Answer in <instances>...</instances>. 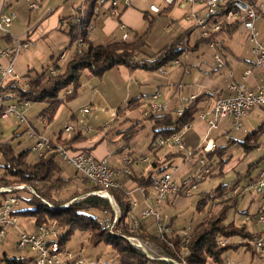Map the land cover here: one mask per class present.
I'll list each match as a JSON object with an SVG mask.
<instances>
[{
	"label": "trees",
	"instance_id": "trees-1",
	"mask_svg": "<svg viewBox=\"0 0 264 264\" xmlns=\"http://www.w3.org/2000/svg\"><path fill=\"white\" fill-rule=\"evenodd\" d=\"M108 0H106L107 2ZM255 4V0H247ZM96 6H104L100 4V0H94L92 6L89 8L82 22L76 23L74 16H68L60 18L61 30L64 32L65 27L69 30L66 31L71 37L70 48L73 45L78 44L79 40H82L84 47L79 51L78 48L70 56L67 65L64 70L61 71L59 65L60 57L55 60L52 69H46L40 74L31 76L26 83L27 87H21L14 80H11L7 84L8 89L20 90L21 98L31 101L32 103L39 102L44 104V108L39 115V118H44V125L48 126L53 123L58 110L65 107L69 102L77 99L81 95V77L85 70H88L92 75L97 78H102L107 72L114 68L125 66L130 71L138 68H146L141 66V62L138 60L144 49L148 46V39L151 29L153 28V21L145 16L147 26L143 32L128 33L127 39L122 38L115 39L109 43L102 45H94L88 40V32L90 22L93 16V11ZM228 8H222L220 10V17L223 18L227 14ZM82 11V10H81ZM80 11V12H81ZM86 11V10H85ZM82 11L81 13H85ZM121 14V13H120ZM240 22L237 21H224L222 22L221 31L209 39H200L198 44H209L212 41L219 40L220 35L225 34L229 36V32L236 30L240 27ZM233 29V30H231ZM181 42V41H180ZM178 42V43H180ZM178 43L164 49L159 56L163 53L170 54V56L176 55L174 52ZM51 70L55 71V74L51 73ZM25 84H22L24 86ZM70 93L68 94V92ZM137 101H131L128 105V109H134ZM199 102L193 105L192 109L187 113V120H177L173 116L167 114L164 117L155 119L157 125L162 126L160 130L156 132L154 140L158 136L167 137L168 135L181 130V128L190 122L195 121L190 119L198 111ZM74 118V116H73ZM135 127L133 125L126 132H131ZM173 127V129H171ZM65 132L62 130L61 134ZM87 130L82 126L74 127L73 135L71 139H61L59 136L56 141L50 137L54 143L61 144L68 148L72 152H88L93 154L92 148H80L75 147V143H84L94 139L93 136L87 134ZM264 123L261 124L254 132L249 134L243 141L238 144L245 150L244 159L251 155L253 152L259 150L263 145ZM100 133L95 135L98 137ZM102 134V133H101ZM135 134L133 133L129 140H132ZM198 136L195 132L189 131L184 136V143L188 149H194L198 145ZM151 150L157 154V150L151 147ZM227 148V147H225ZM224 148V149H225ZM221 148H217L214 152L206 153V158H214L216 153H220ZM30 151H24L20 154H16L11 142L0 143V155L2 157V163L0 167L3 172L0 176V188L1 187H16L19 185H26L27 187L34 189L36 195L30 193L31 191L24 190L30 194V198L26 199L20 195L23 191H14L13 194L19 199V208L16 214L20 216H27L34 220V229L40 224H52L55 223L59 226L61 233L59 235V242L64 249V244L70 237L76 232L80 231L88 235L90 245L98 247L100 244L109 245L113 249V260L116 264H230L233 262L229 257L233 253H238L239 250L251 252L252 255H256L254 244L256 239L262 235L261 229L250 230L248 225L245 224L238 227L235 221L228 222V208L227 205L223 206L220 210V214L211 219L202 221L196 226H192L190 232V240L185 242V238L180 231L175 233H166L160 235L157 231V225L154 219L141 218V213L133 214L131 201L126 196L125 191H114L111 189L110 194L113 197L115 203L120 208L119 225L122 228V234L125 236H132L139 238L145 242L154 244L163 253L162 257L150 258L147 253L142 249L135 247L132 243L121 236H114L105 229V221H111L113 219L114 210L110 201L107 199L93 195L92 193L97 190L85 177L79 175L76 172L74 178H68L63 175V168L61 162H64L55 153H47L43 157L35 155V159H29ZM182 154L179 153H167L165 157L157 163H154L155 169L158 172L163 173L170 167V163L174 157ZM196 154V152L194 153ZM197 155V154H196ZM159 158V157H158ZM263 161V157L259 162ZM65 163V162H64ZM168 164L167 167L165 165ZM255 164L250 166L251 170ZM84 179L85 189L79 192V194H88L83 202L72 203V205L62 208V204L65 201H70L76 198L78 195L75 192L71 194L67 200L62 201L56 198L58 192L68 188L69 184L73 180L80 181L79 178ZM157 176L154 173L148 174L146 177H140L136 179L139 187L142 188L147 199H151L153 195L152 182ZM221 189V188H220ZM67 190V189H66ZM77 195H76V194ZM75 194V195H74ZM179 194H183L181 191ZM221 197L223 194H219ZM218 195V197H219ZM209 196V195H208ZM240 196V195H239ZM207 194H202L201 200L197 205V211L201 212L207 200ZM217 197V198H218ZM9 198V194L0 193V208L4 201ZM209 198V197H208ZM238 199L236 198V201ZM231 199L221 200L219 204H229ZM236 201H233L236 206ZM49 204L56 206V209H52ZM216 205V203H215ZM142 212V211H141ZM102 213L103 219H100L99 214ZM258 213V212H257ZM257 213L250 215L248 212L243 213L250 221H256ZM138 221V229L131 233L130 229L134 223ZM174 218L170 219L169 224L166 227L174 230ZM258 225V224H257ZM238 237L240 241L237 243L227 244L226 246L220 245L219 240H226L227 238ZM245 241V242H244ZM168 259V260H165ZM2 264H35L34 261L27 263L22 259L8 258L7 254H4L1 260Z\"/></svg>",
	"mask_w": 264,
	"mask_h": 264
},
{
	"label": "built area",
	"instance_id": "built-area-1",
	"mask_svg": "<svg viewBox=\"0 0 264 264\" xmlns=\"http://www.w3.org/2000/svg\"><path fill=\"white\" fill-rule=\"evenodd\" d=\"M13 0H0V40L5 36H9L11 43L6 47H0V59L9 60L7 66L3 67L0 63V119H15L19 124L26 125L29 127L27 120V113L31 107L32 102L21 98L20 90H6L7 82L15 72V64L24 50H28L32 45V42L21 37H14L11 34V28L15 19L17 18L15 12L7 13L6 8H9L10 3ZM27 6L31 11H37L40 9V2L38 0H25ZM125 5H130L131 0H122ZM173 0H164L166 4L172 3ZM193 5H202L205 9L204 13H195L196 28L199 29L200 39H209L217 35L222 29V22L224 21H239L240 25L244 30L249 33V45H251V53L254 57L255 68L260 70L264 74V43L259 39V32L256 30L255 22L260 18L259 8L256 4H253L247 0H187ZM100 4H109L110 12L115 17H119L120 0H100ZM227 7L229 10L226 15L220 17V10ZM82 9L80 8V11ZM149 11L152 14L160 13V7L156 4L151 5ZM82 17L76 20V23L82 22ZM121 29H125L122 27ZM90 30V29H89ZM128 37V33H124L122 39L125 40ZM188 42L183 41L178 43L175 47L174 56L163 53L158 57V60L163 65L180 66L189 65L190 50L188 48ZM84 47L82 40H79L77 48L79 51ZM209 47L212 49L219 50L221 45L219 40H215L209 43ZM67 52H64L61 57H65ZM139 60V59H138ZM157 60V61H158ZM1 61V60H0ZM141 66H147L148 62L141 61ZM186 65V66H187ZM215 70H222L226 67L225 58L220 51L215 55ZM52 74L55 71L51 70ZM162 75H167V71L162 70ZM252 74L251 70H247L239 82L231 80L227 86L229 95L227 97H221L220 91H213L212 96L215 97V101L209 104V100L205 101L204 106H198V111L190 119L196 121H202L206 124L207 131L201 137L198 145L194 149H188L184 143V136L193 129L194 122L185 124L181 130L174 132L167 137L160 136L153 141V149L162 148H177L181 151L182 155L187 154L186 160L197 155H203V152L210 153L214 152L218 146L216 140L211 136L214 130L221 128L225 121H231V125L236 130H242L244 119L254 110H264V83L257 86L256 88H249L247 85V79ZM233 75H231L232 78ZM21 87H27L25 84H18ZM70 91L68 92V94ZM161 93L157 89L151 96L148 107L144 111V115L148 118L157 119L164 117L168 112V106L161 102ZM6 101H10L8 105H5ZM197 97L191 96L183 100L182 105L176 109V119L187 120V113L192 109L193 105L196 104ZM80 115L79 123L89 133L93 132V129L85 125L84 119L90 114V108L84 107L78 110ZM44 121V118L41 119ZM110 124L105 123L102 127V133L107 134L112 129ZM173 129V127H171ZM66 133L74 131V126L67 125L64 128ZM226 135V133H223ZM32 138L35 140L34 146L31 148L33 154L38 157H43L47 153H55L63 159L65 163L75 169V171L85 177L94 187L97 188L93 195L107 199L110 201L114 210L113 219L111 221H105L104 227L108 232L114 236H121L126 238L127 241L132 243L135 247L142 249L148 256L149 255L143 240L132 236H125L122 234V228L118 224L120 218V208L115 203L113 197H111L110 191L112 190H123V186L117 181V177L126 174L131 175L130 166L134 163L131 159L126 158L124 161L125 167L122 170H115L109 166L106 158L96 159L93 154L80 151L72 152L68 148L61 144L54 143L50 138L39 133L32 134ZM263 147H264V132L262 135ZM196 152V154H194ZM148 158H143L141 163H147ZM262 169L259 173L257 182H254L253 188L256 189L259 195V210L256 217V222L261 227L262 235L256 239L254 248L256 254L264 259V156L262 161ZM198 179L203 181L206 176L210 174V170L206 167L204 159L199 161ZM173 172H164L160 176H157L152 182L153 195L151 199L144 201V208L141 212V218L148 219L152 218L155 220L157 225V231L160 235L166 233H175V231L166 227L165 218L159 211L161 203L169 198H173L179 195L181 191L191 193L192 186L195 187L196 181H185L182 186H179L174 181V177L181 171V168H172ZM190 186V188H189ZM250 187V186H249ZM29 189L30 193L36 195L34 189L27 187L26 185H19L16 187H1L0 193L9 194V198L4 201L0 208V243L5 241L7 227H16L18 221V215L16 211L19 208L20 201L13 194L14 191H24ZM184 189V190H183ZM129 196V194L127 193ZM131 209L136 207V202H131ZM249 220V219H247ZM139 227L138 221H134L130 232H135ZM192 227L180 231L185 238V242L188 243L190 240V232ZM18 248H27L30 251L37 254V257L33 260L35 264H91L90 261L86 260L83 256V252L80 251L76 258L72 261L70 258H65L64 249H62L59 242V235L61 230L55 223L52 224H40L32 233L19 230ZM220 245H225L226 240H219ZM67 256L70 254L67 253ZM168 260V259H165ZM230 264H233L230 262Z\"/></svg>",
	"mask_w": 264,
	"mask_h": 264
},
{
	"label": "rangeland",
	"instance_id": "rangeland-1",
	"mask_svg": "<svg viewBox=\"0 0 264 264\" xmlns=\"http://www.w3.org/2000/svg\"><path fill=\"white\" fill-rule=\"evenodd\" d=\"M15 1V0H14ZM25 0H19L17 5H14L13 12L17 13V24L21 27L24 24H27L28 21L31 22V25L39 17V12L31 11L29 9L28 4L25 3ZM94 0H42V9L50 7L57 10L59 7H64L62 12V18L68 17L70 15L74 16V21H76L79 17H82L83 14H86L89 8L92 6ZM86 8L85 13L79 12L76 8L79 5H82ZM27 22V23H25ZM14 25V23H13ZM241 27V26H240ZM256 30L259 32V39L261 41L264 38V16L259 18L255 22ZM65 30L68 31L69 28L65 27ZM236 33L234 38H231L230 45L232 48L236 50V52H241L244 48H247L249 45V33H246L245 30ZM198 39L201 37L200 32L197 31ZM195 37H193L191 45H195ZM164 39V36L161 35V41ZM197 39V40H198ZM71 37L63 31H53L48 37L40 38L36 42V47L31 50L35 55V60L32 68L35 70L30 74L35 76L36 74L42 73V71L48 69H52V66L64 52L68 54L65 57H60L59 65L61 66V71L64 70L67 62L70 59L72 53L76 50L77 45L75 44L70 48ZM228 42V41H227ZM158 43V46L160 44ZM149 45V44H148ZM162 45V44H161ZM227 45V44H226ZM251 49V45L248 46ZM157 48V47H155ZM200 51L197 53L199 58H202L205 64V67L208 72L212 73V69L215 71V55L218 52L217 49H212L209 47V44L203 43L200 47ZM148 48H146L147 50ZM150 49V48H149ZM146 54L141 55L140 60L146 61L148 63V68H141L136 71L132 83L138 86L140 82L143 87H145V91L143 93V102L139 108L129 110L127 108V104H123L122 107L118 108L116 112H119L121 115L120 124L117 126L114 124V120L108 123L113 126V129L107 134V138L109 140V150L110 155L106 158L109 166L111 167H120L121 159L123 157H129L131 159L144 155L147 158H153V150H150V146L153 145V140L156 135V132L162 128V126H158L156 124V120L153 118H148L144 115V111L148 107L147 98L151 96L150 93L153 92L154 84L152 82L159 81L158 79L163 78L161 74L162 70L167 72L171 71L175 66L171 65H159L161 62L158 60V56L150 53V51H146ZM193 54V53H192ZM196 54V53H194ZM158 60V61H157ZM191 68H194L193 66ZM197 71L198 69L195 68ZM205 70V69H204ZM218 72V71H217ZM215 72L214 74H216ZM113 73H116L114 70ZM108 83V79L105 78ZM138 83V84H137ZM109 86V85H108ZM123 89L125 90V85L123 84ZM140 87V86H139ZM106 93H110L111 95H119L116 93L114 87L110 86L107 88ZM85 99V97L79 96L77 99L73 100L74 103H79ZM10 101H6L5 105H8ZM44 108L43 103L35 102L31 104L29 112L27 113V120L29 125H31L30 130L23 133L22 135L14 138L11 141L12 146L14 148L15 153L18 155L24 151H31V148L35 144V140L32 138V134L40 132V134L49 137L52 130H57L60 127H63L66 120L65 118H61L56 124H54L50 128L44 127V122L39 118L40 113ZM94 109V108H93ZM109 112V111H108ZM65 114L68 113V109H65ZM174 118H176L175 111L173 114ZM264 123V110H254L251 112L243 121L242 130H236L230 124L225 125L226 128H221L218 130H214L211 133V136L216 140L218 148H221L220 153H216L214 158H206L207 156L203 152V155H196L186 160L187 154H179L178 156L173 158V161L170 163V167L165 171L172 173V168H181V171L177 173L174 177V181L177 185L182 186L185 181H197L195 183V187L192 186L191 193H187L186 191L183 194H179L176 197L169 198L161 203L159 207V211L165 218V225L169 224L170 219L174 218V230L183 231L188 227H194L201 223L202 221L211 219L212 217H216L218 213L220 214L221 208L223 206L230 205L228 208V222L235 221L236 225L240 227L241 225L247 223V227L250 230H256L254 222L245 219L246 217L243 213L248 212L250 215H254L257 213L259 208V195L255 188H253L254 182H257L259 173L262 169V162L259 160L264 156V147L253 152L251 155H248L245 159V150L237 143L243 141L249 134L254 132L261 124ZM135 125L131 132H126L130 127ZM116 126V128H115ZM118 128V129H117ZM222 131L227 132L226 135L222 134ZM5 129L0 126V139L4 138L3 133ZM120 132H122L120 134ZM135 134L132 140H129V137L132 134ZM126 135V136H125ZM160 136H158L159 138ZM227 147V148H225ZM225 148V149H224ZM120 149H123L119 151ZM156 150V149H155ZM166 153H179V149L177 148H162L157 151V155L160 156ZM115 157V158H113ZM0 155V162H1ZM35 155L30 152L29 159L30 161L35 159ZM201 159L205 160L206 167L210 170V174L206 176V179L200 181L198 179V169L199 161ZM34 161V160H33ZM61 167L63 168V175L66 174L68 178H74L76 176V171L74 168L67 164H64L60 160ZM1 164V163H0ZM255 164V166L250 169V166ZM168 164L165 165L167 167ZM122 167H125L124 165ZM137 165L133 168L137 170ZM121 168V167H120ZM145 171L149 169L156 170L151 166V164L145 165ZM120 171L122 170L119 169ZM3 170L0 167V176ZM148 171H146L147 173ZM163 174L162 172L154 171V176H160ZM79 178V177H78ZM124 186L126 182L132 180L128 175L123 174L121 178ZM80 181L73 180L68 188L61 190L56 195L58 200L65 201L67 200L73 192L76 190V198H73L70 201H65L61 207L66 208L72 203L74 205L76 203H81L85 199L88 194H79L82 190H84L86 185H84V179L79 178ZM133 183L134 180H132ZM123 186V185H122ZM250 186V187H249ZM128 188V187H126ZM190 188V186H189ZM221 188V189H220ZM29 191V189H27ZM184 190V189H183ZM74 194V195H75ZM202 194H207V203L204 207V210L201 212L197 211V205L199 200H201ZM219 194H223L221 197ZM24 198L29 199L31 196L28 192L23 191L20 193ZM209 195V196H208ZM219 195V197H218ZM240 195V196H239ZM137 197V195L135 196ZM209 197V198H208ZM218 197V198H217ZM236 198L238 199L236 201ZM231 199L230 202H225L229 204H219L221 200ZM236 201V206H234V202ZM216 203V205H215ZM52 209H56V206L49 204ZM141 211V210H140ZM139 211V212H140ZM100 219H103L102 213H98ZM139 214V213H137ZM17 228L16 227H7L6 229V238L5 241L0 243V264L3 259L4 254H7L8 258L13 259H22L23 261L30 263L32 262L37 254L30 251L27 248L19 249L18 248V238H19V230L25 231L27 233H32L34 230V220L30 219L27 216H18ZM261 229V227L257 226ZM259 230V229H257ZM171 231V229H169ZM170 233V232H169ZM88 235L81 233L80 231H76L69 240L64 244V256L65 258H70L71 261L76 258V255L80 251L83 252L84 258L90 261L91 264H116L113 260V249L109 245L100 244L98 247H93L90 245L88 240ZM229 240L223 246H226L228 243H234L240 241L238 237H230L227 238ZM245 242V241H244ZM144 245L152 257H162L164 253L156 247L154 244L148 243L144 241ZM67 253L70 256H67ZM230 260L235 264H264V259H262L259 255H252L251 252L239 250L238 253H233L230 255Z\"/></svg>",
	"mask_w": 264,
	"mask_h": 264
},
{
	"label": "crops",
	"instance_id": "crops-1",
	"mask_svg": "<svg viewBox=\"0 0 264 264\" xmlns=\"http://www.w3.org/2000/svg\"><path fill=\"white\" fill-rule=\"evenodd\" d=\"M38 1L42 3V0ZM18 3L19 0H13L10 3L9 8H6L5 11L7 13L13 12L14 5H17ZM154 4L160 7V13L152 14L149 11L150 6ZM255 4L259 8L261 18L264 16V0H255ZM80 8L82 11L86 10L83 4L77 6L76 9L80 12ZM63 10L64 7H59L57 10L48 7L43 10L42 4H40V9L36 11L39 12V17L34 22V24L31 25V22L28 21V23L25 22L27 24L19 27L16 20L17 18L15 19L14 25L10 30L11 34L14 37H21L23 39L30 40L32 45H30L31 47L28 50H24L18 57L15 64L14 75L11 76L9 81L14 80L18 84H26L29 81V78L32 76L30 73L35 70L32 68V66L35 60V55L37 54L32 53L31 50L36 47V42L40 38L48 37L53 31H63L61 30L60 23ZM120 10L121 14L119 17H115L110 12L109 4L95 7L93 11L94 14L90 22V30L88 32V40L91 43L94 45L107 44L115 39L119 40L126 32L129 34L133 32H143L147 26L145 16L153 21V28L151 29L149 39L147 40L149 45L146 48L148 49L146 50L145 48L141 55L146 54V51L149 50L150 53L154 55L156 54L159 57V53L174 43H178L180 41V43L183 41L188 42L187 46L191 52L189 65L186 64V66L184 64L175 66L171 69V71L167 72V75H162L164 79L160 78L158 79L159 81L152 82L155 87L153 92L150 94L152 96L157 89L159 90L161 93V102L168 106L167 114L173 116L174 111H176V109L182 105L183 100L191 96L197 97L200 107H202V105L204 106L205 101L209 100V104L215 101V97L212 96L213 91L219 90L221 97H227L230 94L229 91H227V86L230 81L233 80L239 82L242 78L241 76H243L247 70L252 71V74L247 79V85L249 88H256L257 86L264 83V74L255 68L253 63L254 57L251 53V49L248 47L250 45H248L247 48H244L241 52H236V50L230 45L231 38L235 37L234 35L238 33L239 29L241 28V33L242 30H244L241 25V27L237 28L236 30L229 32V36L222 34L219 37V44L221 47L218 51H220L224 56L226 67L222 70H218V72L216 70L214 71L213 69L212 73L207 71L205 67L207 64L204 63L202 58L197 57V53L200 51V47L203 43L198 44L200 38L198 39L197 36L195 37V35L198 34L197 31H199V29L196 28V19L194 15L195 13H204L205 9L202 5H193L187 0H173L170 4H166L164 0H131L130 5L126 6L124 1L120 0ZM82 18L84 19L85 17L82 16ZM122 27H125V29H121ZM246 33L248 32L246 31ZM161 35L164 36V39L161 43H159L161 41ZM193 37H195V45H191V42H193ZM261 41L264 43V38H262ZM10 43V37L5 36L0 40V47H6ZM158 43L160 46H158ZM141 55L138 59H140ZM0 60V63L3 67L7 66L9 60L5 58ZM159 65L163 64L159 63ZM148 66L149 65L145 67L148 68ZM192 66L194 68H191ZM195 68H197L198 71ZM139 69L141 68L130 71L125 66H120L107 72L102 78H97L94 76V74L92 75L88 70H85L81 77L80 95L81 97H85V99L79 103H74L71 101L65 107H62L60 110H58L53 123L48 126L44 125V127H52L63 117L65 118L66 122L63 127H60L55 131L52 130L49 137L55 141L59 136H61V139L63 140L71 139L73 132H63L61 134L62 130H64L67 125H72L74 127L81 126L79 123L81 117L78 114V110L84 107H89L90 114L85 117L83 123L93 129V132H87V134L89 133L88 135L93 136L94 139L84 143H75L74 146L80 148H92V153L96 159L100 160L107 158L111 153L109 150V140L107 138V134L111 131V129L107 134H103L101 127L105 123H111L110 121L113 120L116 126L120 124L119 122L122 118L121 115H119V112L116 111H118L117 109L119 107L121 108L123 104L125 105L128 103V108V105L131 101H137L134 109L139 108L142 105L145 87H143L141 82L140 84L137 83L138 86L132 83V79L136 71ZM114 70H116V73H113ZM215 72L217 73L214 74ZM231 75H233L232 78ZM105 78L108 79L109 83L105 81ZM110 84L114 87L115 92H118L119 95L114 96L110 93H106V90ZM123 84L126 87L125 90L122 87ZM6 90L8 91L12 89L7 88ZM151 96L147 98L148 103ZM66 108L68 109V113L65 114L64 112ZM227 124H230L231 126V121H225L221 128H226L225 125ZM0 126L5 129V132L3 133L4 138L0 139V143L11 142L14 140V138L22 135L31 128V125H29V127L26 125H21L15 119H0ZM206 131L207 127L204 122L196 121L194 123L192 132H195V134L198 136V142L206 133ZM37 133L40 134L38 131ZM97 133L100 134L95 138ZM121 133L122 132H120V134ZM223 133L227 132L222 131V134ZM121 150L123 149H120L119 151ZM166 154L158 156L153 152V158H148L147 163H141L143 158H147L144 157V155L137 157V159H131L128 156L121 159V168H124L122 167L123 165L125 166L123 160L126 158H129L134 162L130 168H133L135 165L138 166L137 170L130 169L132 173L129 177L132 178L135 183L130 180L126 182V185L124 186L122 179H119L122 177V175L117 177V181L123 185L122 191H125L126 196L131 202H136V207L132 210L133 214H137L140 210H143L144 201L147 199L142 188L139 187V184L136 181L137 177H146L148 174H152L154 171L156 172V170L148 168V170H146L148 172L146 173L144 168L145 165L151 164V166L155 168L154 163H157L159 159L161 161ZM0 163H2V158ZM120 167L116 168L112 166V168L115 170L121 169ZM64 176L67 177L66 174H64ZM136 195L137 197H135ZM254 225L257 229H260L257 227V222H255Z\"/></svg>",
	"mask_w": 264,
	"mask_h": 264
}]
</instances>
